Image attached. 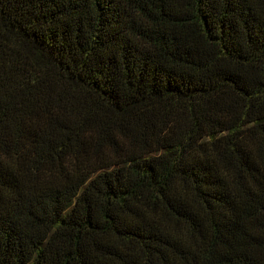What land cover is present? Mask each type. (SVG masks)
Segmentation results:
<instances>
[{
    "label": "trees",
    "instance_id": "16d2710c",
    "mask_svg": "<svg viewBox=\"0 0 264 264\" xmlns=\"http://www.w3.org/2000/svg\"><path fill=\"white\" fill-rule=\"evenodd\" d=\"M0 264H264V0H0Z\"/></svg>",
    "mask_w": 264,
    "mask_h": 264
}]
</instances>
